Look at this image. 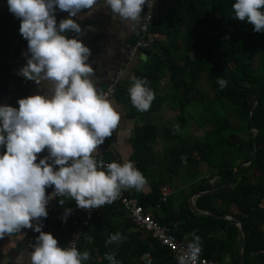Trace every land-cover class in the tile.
I'll return each mask as SVG.
<instances>
[{"label":"trees","instance_id":"1","mask_svg":"<svg viewBox=\"0 0 264 264\" xmlns=\"http://www.w3.org/2000/svg\"><path fill=\"white\" fill-rule=\"evenodd\" d=\"M234 3L235 0H158L157 22L150 30L154 35L150 49L153 52L144 67L134 73L135 77L148 81L145 87L155 95L150 108L143 114L157 111L164 103L177 110L175 118L181 120L187 106L205 101L208 102L207 112L213 106L221 111L215 115L209 113L204 118L199 125L205 128L201 139L181 137L175 129H164L160 136L153 124L141 123L135 127L132 159L137 164V170L150 180L151 185V192L140 195L137 203L145 209L149 208L159 224L170 227L176 223L174 234L186 246L193 242L194 235L201 238L200 242H207L210 239L208 236L219 228L235 238L237 228L234 225L194 215L188 208L190 195L225 185L218 193L199 196L196 207L220 216L229 215L222 206L234 204L239 213L235 218L242 223L245 237L243 264H264V231L260 226L264 225V30L254 32L253 25L246 20L235 19ZM54 12L56 21L65 13L58 8ZM20 23V19L10 13L7 0H0V95L6 91L11 78L8 57H12V62L22 48L30 53L27 40L19 33ZM155 34L162 35L164 39L156 40ZM138 37L136 27L131 43ZM165 73L169 74L173 93L161 96L158 93ZM218 79L228 82L222 90ZM201 81L202 86L199 87ZM127 83L129 81L120 82L114 95L133 108ZM23 88L25 86L18 87L17 91ZM207 91L213 94V99H209ZM255 100L258 103L253 110L252 121L258 131L256 151L249 124ZM158 138L165 142L168 140L165 158L160 160L153 154V145ZM201 163L213 171L208 178L201 177L190 195L184 197L179 210L173 209V201L169 198L162 202L159 186L165 185L167 175L170 177L173 173L177 176L184 168L188 179L194 180L201 175L198 171ZM168 168L172 172L167 171ZM156 169L157 172L154 171ZM215 176L217 182L210 184ZM218 201L220 205H217ZM77 210H71L66 220L62 219L64 215L59 213L58 207L49 216L55 222L52 223L54 230L60 234L62 248L76 223ZM134 227L118 205L106 204L99 209L86 232L85 236L91 237V247L88 248V243L83 240L78 244L79 252H89V259L82 260L81 264H110L105 259L106 253L114 256L116 264H142L140 257L146 252L150 253L152 264H178L168 249L149 234L133 230ZM117 232L124 239L106 245L109 235ZM187 232H192L190 237ZM218 242L207 243L202 256L217 262L219 256L214 257L213 252L223 250V243ZM233 264L239 263L235 260Z\"/></svg>","mask_w":264,"mask_h":264},{"label":"clouds","instance_id":"2","mask_svg":"<svg viewBox=\"0 0 264 264\" xmlns=\"http://www.w3.org/2000/svg\"><path fill=\"white\" fill-rule=\"evenodd\" d=\"M119 17L138 21L146 0H105ZM96 0H7L10 13L20 19L19 33L28 42L31 58L19 74L26 80L41 84L52 81L49 97L34 95L19 99L18 109L0 106V237L22 229L39 233L31 253V264H81L89 252H79L75 246L58 247L57 240L41 231L42 223L33 227L32 221L47 218L46 187L54 186V194L69 197L78 208L95 209L111 204L121 189L142 190L145 177L133 167L132 161L103 164L93 158L98 146L111 136L120 120L108 99L97 93L88 78L92 67L86 62L90 50L75 38L63 33H80L73 19H63L57 29L55 12H67L75 17L90 9ZM235 19L253 25L254 32L264 30V0H235ZM128 89L132 105L147 111L155 98L145 87L146 79L135 76ZM220 89L227 80H217ZM47 149L49 156L36 163L37 154ZM52 158V164L48 159ZM59 166L54 171V167ZM98 168H106L98 170ZM60 205L64 200L59 201ZM71 213L66 209L63 220ZM124 239L119 232L110 234L107 244ZM201 238L194 235L186 255L178 257L179 264H195L200 252ZM105 259L116 264L114 256Z\"/></svg>","mask_w":264,"mask_h":264},{"label":"crops","instance_id":"3","mask_svg":"<svg viewBox=\"0 0 264 264\" xmlns=\"http://www.w3.org/2000/svg\"><path fill=\"white\" fill-rule=\"evenodd\" d=\"M158 9H159V5H157L156 7V12H158ZM69 18L73 19L79 25L81 32L76 33L74 31H66L65 33H63V35H65L66 38L69 39L75 38L81 41L83 45L90 50V55L88 56L86 62L92 67L93 73L88 78L93 82L94 86L96 87L97 93L101 95L103 94L107 86L110 84L111 79L116 74V71L120 68L124 70V74L121 78V82L126 83V81H129V83L127 84H129V87H131L133 83L131 78L134 76L135 71L138 69H142L144 67V65L150 59L153 52L152 50L139 51L133 57L129 56L128 54L129 47H131L136 42L135 41L134 43H131V40L134 35V31L136 30L138 21L133 22L119 17L118 14H115L110 10L105 0H96V3L90 9L81 10L79 13H77L75 17H70L69 14L65 12L63 17L56 21L57 29L59 27V23L61 20L69 19ZM155 37L156 40L159 41L164 39L162 35H158V34H155ZM11 59L12 57L9 56L8 57L9 63H11ZM166 81L169 82L168 73L164 74L161 81V86L164 85ZM52 87H53L52 81H42L41 84L38 85L34 81L29 80L25 88L17 91L14 94L11 104L9 106L18 109L19 106L17 101L19 99L27 98L34 95H44L46 97H49L52 94L51 92ZM162 91L163 90L161 89L160 93L158 94H160L161 96L169 95L165 93V91L163 92ZM108 101L111 103L113 109L119 114L120 120L118 122L117 127L112 131L111 136L105 138L104 143L99 145L97 150L92 154L93 158H95L98 162L99 161H103L105 163L117 162L118 164L121 165L127 161H132L133 167L137 169V164L132 159L135 127L140 125L141 123L153 124L157 127L158 132L161 136L163 134L162 132L164 128H166L163 126L166 124V122L170 120L171 116L166 118H160V120L165 121L161 127L156 125L154 119L147 120L148 116L171 113L174 117H176L178 111L171 109L168 105L162 103L157 111L148 112L147 114L144 115L143 111L137 110L134 106L133 108L130 107L125 101L123 102L119 100V98H116V95H114V97L109 99ZM160 139L161 138H158L156 140V143L153 145V154L158 160L165 158L164 151L166 150V147H164L165 141ZM158 144L161 146V148L156 149V145ZM48 156L49 153L47 149L43 150L40 154H37L36 163H39V160L41 158ZM48 163L52 164V158L49 157ZM201 164L203 165L205 163H201ZM201 164L198 167V171L200 172L201 175L197 176L192 181L187 180L188 178L180 179L179 177L180 175L183 178L184 176L187 177L186 170L184 168L179 172V175L177 176H174L172 173L169 177V175H167V172L166 171L164 172L165 178L167 175L166 178L167 182L165 183V185L159 186V191L160 188L162 187L168 189L169 192L168 198L173 201L172 206L174 210L177 211L179 210V208L181 207L180 206L181 202L183 201L184 197L190 195V191L199 184L201 177H203L204 175L207 176V178L209 177L208 176L210 174L209 170L207 171L208 174L202 173L199 170V168L202 167ZM101 170L106 171V168H102ZM154 171L157 172V169ZM167 171L172 172V170H169V168ZM145 179H146V184L142 190H137L135 188H128V189L122 188L121 191L124 193V195L132 197L136 200L140 195H148L151 192V187H150L151 185H150V180L147 178ZM215 182H217V176H215L212 180L209 181L210 184H214ZM169 184H171L172 187L174 188L180 187L181 190L180 198L173 199L174 194L172 192V187L169 186ZM193 196L194 194L188 197V208L190 212H192L194 215L197 216L224 220L219 218V216L217 215L211 214L209 212H204L198 209L196 207V199L198 197L196 198ZM192 198H193V205L200 214H195L190 208V201ZM62 199L64 200L63 205H60L59 201H58L59 204L57 203V207L59 208V213L62 212L64 215L66 209H71L74 211L76 209H81L77 207L75 201L72 200L71 198L65 196L62 197ZM217 205H220L219 201L217 202ZM222 207L223 209L229 212V215H220V216H228L231 219H236L235 216L238 215L239 213L237 207L234 204L228 203L226 206H222ZM202 213H205L208 216L202 215ZM50 218L51 217L46 218L43 222H37L33 220L32 221L33 227H35L37 224L42 223L41 231L46 234H51L57 240L58 242L57 246L61 247L62 242L60 241V234L59 232H57V230H54L53 225L55 224V222H52ZM224 221L230 223L228 220H224ZM52 223L54 224L52 225ZM230 224L234 225L232 223ZM234 226L237 228L236 231L237 235L235 238L234 237L231 238L230 235L227 233V231L219 228L216 229L213 232V234H210V236H208L210 237V239H208L207 242L205 243L200 242L202 250L204 249V246L208 245L207 243L209 242H211L212 244H217L219 243L218 241H221L223 243L221 248L223 250H221V252L219 253L213 252L214 257L219 256V260H217V262L215 260L217 264H233L235 260L239 264H243V258H242V262L240 258L241 244H242L241 233L239 227L237 225ZM260 226L264 231V225L262 224ZM170 228L173 229L174 231L176 229V223H173V225L170 226ZM133 230H138V229L134 227ZM242 231H243V227H242ZM187 234L190 237L192 232H187ZM38 236L39 233L33 231L32 228L22 229L19 232H15L12 234H7V233L4 234L2 237H0V264H31V253L34 250V246L36 245V238ZM243 236H244V232H243ZM83 241L85 243H88L87 244L88 248L91 247L92 243H91V237L89 235L85 236ZM211 243L209 244L211 245ZM63 245H65V243Z\"/></svg>","mask_w":264,"mask_h":264},{"label":"built area","instance_id":"4","mask_svg":"<svg viewBox=\"0 0 264 264\" xmlns=\"http://www.w3.org/2000/svg\"><path fill=\"white\" fill-rule=\"evenodd\" d=\"M157 5L158 0H146L145 5H143L142 13L137 23L139 37L136 42L131 47H129V56L133 57L139 51H150L154 42V35L150 30L157 22ZM30 58L31 53L27 54L26 48H22L18 56L15 57V59L10 63L9 74L11 78L6 91L0 95V106H9L13 99V94L17 91V88L26 86L29 82V80H26L24 77H22L19 72L26 65L27 60ZM123 74L124 70L122 68L118 69L114 77L111 79L110 84L103 92L102 95H104L108 100L114 97L116 86L121 82ZM4 152V146H0V155H3ZM103 164L106 165L107 163L103 162ZM53 167L55 171L58 170L59 166L53 165ZM101 169L102 168H98V170ZM160 193L162 202H165L169 195L168 189L162 187L160 188ZM45 194L46 197H49V201L46 205L48 218L56 210L57 203L61 197L54 194V186L46 187ZM111 204L118 205L126 213L130 222L138 230L149 234L153 239H156L161 246L168 249L175 262L179 263L178 257L187 254L188 247L176 238L173 229L156 222L152 212L139 205L136 199L126 196L122 191H120L118 198ZM105 205L95 209L77 210L76 223L73 230L66 237L64 248L70 246H75L76 248L78 247L80 241L85 238L86 231L92 226V221L95 218L97 212ZM45 219L46 218H39V220L34 221L43 222ZM140 261L142 264H152L153 262L149 252L143 254L140 257ZM188 264H192V262L189 261ZM195 264L217 263L204 258L200 253L197 260L195 261Z\"/></svg>","mask_w":264,"mask_h":264},{"label":"rangeland","instance_id":"5","mask_svg":"<svg viewBox=\"0 0 264 264\" xmlns=\"http://www.w3.org/2000/svg\"><path fill=\"white\" fill-rule=\"evenodd\" d=\"M194 56V54L192 55ZM164 86V87H163ZM202 86V81L200 82V86ZM160 89H162L163 91H165V93L167 94H172L173 90L171 87V83H169L168 81H166L164 83V85H162L160 87ZM207 90V88H205ZM162 91V92H163ZM208 92V91H207ZM208 96L209 99L212 98L213 99V94L211 92H208ZM207 106H208V102L205 101V103H198V102H193V104H191L190 106H187L186 108V113L185 115L182 117V119H176L171 113H164L163 115H150L148 116L147 120L150 119H154L155 123L157 126L161 127L162 124H164V120H160V118H166V117H170V120L168 122H166V124L163 127H166L164 129H175L176 133L181 136V137H197L198 139H201L203 137V132L205 130L204 127L200 126L204 120V118L206 119L207 116H209V113L211 115H215L216 113L220 112L221 109L219 107L213 106L210 109H208L209 112H207ZM224 107H226V104H224ZM174 114V113H173ZM178 116V114H177ZM244 125V123H243ZM167 142L168 140H166L164 147H167ZM161 148V146L158 144L156 145V149ZM202 165V164H201ZM199 170L202 173L208 174V170L211 173L213 170L211 168H208L206 166V164H203L201 168H199ZM194 171V170H193ZM165 175V174H164ZM211 175V174H209ZM208 175V176H209ZM184 176V175H183ZM180 179H187L188 176H184V178L180 175L179 176ZM205 178H207V176L204 175ZM189 181H192V178L187 179ZM169 186L172 187L171 184H169ZM172 192H173V199H177L180 198V187L174 188L172 187Z\"/></svg>","mask_w":264,"mask_h":264},{"label":"water","instance_id":"6","mask_svg":"<svg viewBox=\"0 0 264 264\" xmlns=\"http://www.w3.org/2000/svg\"><path fill=\"white\" fill-rule=\"evenodd\" d=\"M217 17L220 18V16L217 14ZM230 28V26H228ZM211 46L213 47V43L211 42ZM258 103V100H255L253 105H252V108H251V111H250V115H249V124H250V131L252 132L253 134V149L254 151H256V136H257V133L258 131L255 129V127L253 126V121H252V114H253V110H254V107L256 106V104ZM225 186H222L220 188H216V189H212V190H209V191H204V192H197L194 194L193 197H199L201 195H212V194H215L217 192H219L220 190H222V188H224ZM190 208L192 209V211L195 213V214H200L194 207L193 205V198L191 199L190 201ZM202 215H205V216H208L207 214L205 213H202ZM213 217V216H212ZM217 217V216H215ZM219 218L221 219H224V220H228L230 223L234 224V225H237L240 229V233H241V239H242V244H241V262H242V258H243V253H244V248H245V238L243 236V231H242V225H241V222L237 219H231L229 218L228 216H219Z\"/></svg>","mask_w":264,"mask_h":264}]
</instances>
